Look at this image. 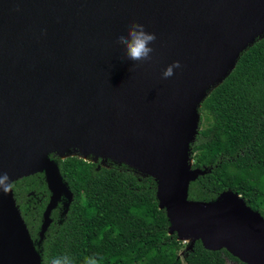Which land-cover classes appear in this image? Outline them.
I'll return each instance as SVG.
<instances>
[{"label": "water", "instance_id": "water-1", "mask_svg": "<svg viewBox=\"0 0 264 264\" xmlns=\"http://www.w3.org/2000/svg\"><path fill=\"white\" fill-rule=\"evenodd\" d=\"M133 22L157 36L150 62L128 60L117 43ZM263 37L264 0H0V172L20 170L13 182L45 173V230L65 190L50 154L145 171L169 234L264 264V216L232 192L188 200L202 174L189 156L200 104ZM56 126L67 130L46 135ZM9 193L0 194V264H41Z\"/></svg>", "mask_w": 264, "mask_h": 264}, {"label": "trees", "instance_id": "trees-1", "mask_svg": "<svg viewBox=\"0 0 264 264\" xmlns=\"http://www.w3.org/2000/svg\"><path fill=\"white\" fill-rule=\"evenodd\" d=\"M190 145L188 200L214 203L224 192L239 196L264 216V37L244 51L232 72L198 109ZM65 190L50 211L45 173L14 181L15 205L41 264L68 254L73 264L95 256L99 264H242L224 249L207 251L199 240L169 234L170 222L156 198V182L124 164L100 166L71 156H48Z\"/></svg>", "mask_w": 264, "mask_h": 264}, {"label": "clouds", "instance_id": "clouds-1", "mask_svg": "<svg viewBox=\"0 0 264 264\" xmlns=\"http://www.w3.org/2000/svg\"><path fill=\"white\" fill-rule=\"evenodd\" d=\"M157 40L155 33H150L141 23L133 22L128 26L127 35L120 34L117 37V43L124 46L125 56L128 60L134 62H150L152 54L155 51L150 45ZM182 65L176 61L169 65L163 72L162 78L169 79L174 76L175 70L181 68ZM14 187V182L6 172H0V194H7ZM49 264H73V259L68 255L56 256L51 258ZM84 264H99L95 256L85 257Z\"/></svg>", "mask_w": 264, "mask_h": 264}, {"label": "bare ground", "instance_id": "bare-ground-1", "mask_svg": "<svg viewBox=\"0 0 264 264\" xmlns=\"http://www.w3.org/2000/svg\"><path fill=\"white\" fill-rule=\"evenodd\" d=\"M214 79H215V73H212V74H210L208 77H206V78L204 79V81H205V83L209 84V83L213 82ZM66 130H67L66 127H63V126H56V127H54V128H51L50 130H48V131L46 132V135L51 136V137H54L55 135L61 133V131H64V132H65ZM77 144H78V145H81L80 142H77ZM20 172H21L20 170H16V169H14V170H10L9 172H6V173H8V175L11 177V179L14 180V179H16V177L18 176V174H19ZM24 172L29 173L30 170H29V169H26V170H24ZM6 195L8 196V198H9L10 201H11V195H10V193L8 192ZM16 215H17V214H16Z\"/></svg>", "mask_w": 264, "mask_h": 264}, {"label": "rangeland", "instance_id": "rangeland-1", "mask_svg": "<svg viewBox=\"0 0 264 264\" xmlns=\"http://www.w3.org/2000/svg\"><path fill=\"white\" fill-rule=\"evenodd\" d=\"M198 127H199V125H198ZM74 153H76V154H72V155H70V156H75V157H78V158H81L82 159V154H80V152L79 151H76V152H74ZM52 155H54V156H56V157H61V158H63V157H65V156H68L67 154L65 155V156H62V155H60V154H58V153H52ZM189 156H190V162L192 163V158H191V155L189 154ZM85 161H94V162H96V161H98V159H96V158H93V157H91V156H87L86 157V160ZM113 163V164H116V165H120L119 163H117V162H114V161H110V160H106V161H104L103 163H100V166H103V167H108V166H110L109 165V163ZM136 171V173L137 174H139V175H147V173L145 172V171H142V170H139V169H136L135 170ZM182 241L183 242H185V243H189V239H182ZM229 264H235V263H232V262H228Z\"/></svg>", "mask_w": 264, "mask_h": 264}, {"label": "built area", "instance_id": "built-area-1", "mask_svg": "<svg viewBox=\"0 0 264 264\" xmlns=\"http://www.w3.org/2000/svg\"><path fill=\"white\" fill-rule=\"evenodd\" d=\"M190 165H191V162H190Z\"/></svg>", "mask_w": 264, "mask_h": 264}, {"label": "flooded vegetation", "instance_id": "flooded-vegetation-1", "mask_svg": "<svg viewBox=\"0 0 264 264\" xmlns=\"http://www.w3.org/2000/svg\"><path fill=\"white\" fill-rule=\"evenodd\" d=\"M54 156V155H53ZM56 157V156H55Z\"/></svg>", "mask_w": 264, "mask_h": 264}]
</instances>
